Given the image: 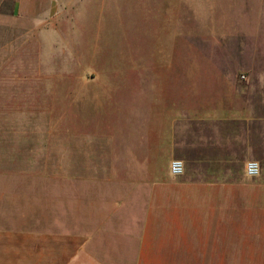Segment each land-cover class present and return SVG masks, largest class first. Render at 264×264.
I'll return each instance as SVG.
<instances>
[{
  "label": "crops",
  "instance_id": "obj_1",
  "mask_svg": "<svg viewBox=\"0 0 264 264\" xmlns=\"http://www.w3.org/2000/svg\"><path fill=\"white\" fill-rule=\"evenodd\" d=\"M214 2L197 0L198 57ZM231 34L207 61L222 82L213 95L200 57L177 66L198 78L187 93L158 91L176 67L168 57L148 67L154 92L135 114L131 155L93 154L83 171H0V264H264V11ZM252 43L261 58L249 59ZM52 147L44 162H60Z\"/></svg>",
  "mask_w": 264,
  "mask_h": 264
},
{
  "label": "rangeland",
  "instance_id": "obj_2",
  "mask_svg": "<svg viewBox=\"0 0 264 264\" xmlns=\"http://www.w3.org/2000/svg\"><path fill=\"white\" fill-rule=\"evenodd\" d=\"M196 5L0 0V171H83L81 161L90 155L110 151L118 161L131 155L135 114L154 92L148 67L155 61L168 57L176 66L159 92L198 89V78H180L177 66L185 69L199 57L200 88L209 95L221 89L207 61L222 58L226 37L254 23L264 0H216L201 25L206 42L199 57ZM256 47L250 45V60L263 56ZM53 141L60 162H44L56 150ZM105 142L108 150L101 148Z\"/></svg>",
  "mask_w": 264,
  "mask_h": 264
},
{
  "label": "built area",
  "instance_id": "obj_3",
  "mask_svg": "<svg viewBox=\"0 0 264 264\" xmlns=\"http://www.w3.org/2000/svg\"><path fill=\"white\" fill-rule=\"evenodd\" d=\"M185 172V165L180 160H174L171 163V173L173 176H181ZM261 166L258 162H248L246 165V173L250 177H257L260 175Z\"/></svg>",
  "mask_w": 264,
  "mask_h": 264
}]
</instances>
